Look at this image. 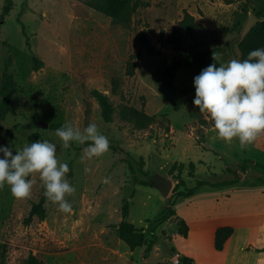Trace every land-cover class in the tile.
<instances>
[{
	"label": "rangeland",
	"instance_id": "rangeland-1",
	"mask_svg": "<svg viewBox=\"0 0 264 264\" xmlns=\"http://www.w3.org/2000/svg\"><path fill=\"white\" fill-rule=\"evenodd\" d=\"M263 1L136 0L131 19L121 21L87 0H13L7 14L6 0H0V88L6 72L16 83L12 109L0 121V146L15 155L38 139L56 144L57 159L68 164L66 175L76 188L66 197L73 214L47 202L46 218L30 224L25 218L32 203L44 195L38 175L29 177L35 183L28 199L13 198L8 186L0 190V261L6 250L7 264H25L31 253L48 264H176L177 256L179 264H185L184 256L198 263L194 254L205 247L180 233L177 216L189 225L205 223L207 215L215 219L231 209L227 195L241 217L263 224L264 134L245 150L238 141L213 139L211 125L193 103L194 78L207 64L176 70L171 89L163 84L180 50L218 45L221 63L240 60L243 28ZM187 12L198 28L194 34L184 31L178 50L167 37ZM130 60L136 62L133 73ZM94 89L114 103L112 122L102 117ZM133 110L151 119L138 120ZM41 121L50 124L43 127ZM65 122L81 129L97 124L110 141L109 151L82 162L87 144L62 149L51 124ZM238 172L237 185L215 184ZM179 177L189 187L199 179L209 183L176 197ZM125 204L130 206L126 219L156 241L148 257L146 245L131 248L119 236Z\"/></svg>",
	"mask_w": 264,
	"mask_h": 264
},
{
	"label": "clouds",
	"instance_id": "clouds-1",
	"mask_svg": "<svg viewBox=\"0 0 264 264\" xmlns=\"http://www.w3.org/2000/svg\"><path fill=\"white\" fill-rule=\"evenodd\" d=\"M213 60L194 78L193 103L211 125L213 139L227 144L238 141L240 149L245 150L264 134V48L251 51L242 61L232 59L217 66L219 56L215 53ZM55 136L62 149L70 148L73 142L87 144L82 149V162L101 157L110 148L109 139L95 123L81 129L65 122ZM0 153V190L8 186L13 198L28 199L35 183L29 177L38 175L46 201L63 214H73L66 197L73 196L76 188L67 178L68 164L57 159L56 144L38 139L17 149L15 155L7 146H0Z\"/></svg>",
	"mask_w": 264,
	"mask_h": 264
},
{
	"label": "trees",
	"instance_id": "trees-1",
	"mask_svg": "<svg viewBox=\"0 0 264 264\" xmlns=\"http://www.w3.org/2000/svg\"><path fill=\"white\" fill-rule=\"evenodd\" d=\"M87 4L92 8L100 11L101 13L112 17L115 20L121 21H129L132 17V14L136 8V0H87ZM13 6V0H6V5L4 6V14L10 12ZM255 14L258 18L264 16V1L260 5V7L255 11ZM198 28V23L195 20L194 15L187 12L184 18L180 21L179 26L173 30L171 34L167 37V40L173 43L176 49L180 50L182 47V38L184 36V31L189 34H194L196 29ZM23 31L25 33V25L23 24ZM239 49H240V60L247 59L248 54L258 48H264V20H259L251 30L246 34H241L239 39ZM152 49V47H149ZM222 50L221 46H214L208 49H189L187 51L180 50L177 54L174 55V63L175 67L170 68L166 74L163 84L166 88L171 89L174 87L175 82V72L180 68H187L198 66L202 64L210 65L214 63L213 54H219ZM37 62L38 59H36ZM221 61H218V65ZM136 68V62L133 60L129 61V70L130 72H134ZM16 89V83L14 77L11 73L6 72L4 75V82L0 88V121L3 120L6 114L12 109L11 98L13 92ZM92 94L98 100L101 106V114L106 122H112L114 119L115 107L114 103L110 99V97L99 89L92 90ZM133 117H137L138 120H149L151 117L145 114L142 111L133 110ZM62 125L60 123H52L51 127L53 129H58ZM1 128V126H0ZM252 160V159H251ZM142 161V160H141ZM143 162V161H142ZM130 169L134 172V166L131 161L128 162ZM183 164L180 165V170H182ZM191 166H194V163H191ZM245 165L243 169H245ZM195 170V167H194ZM245 171V170H244ZM191 172L194 173L192 170ZM245 174V173H243ZM242 179L241 174L236 173L235 178L230 180H223L220 182H216L215 184H232L237 183ZM145 185H151L148 181H142ZM209 183V181L204 179H199L196 182L195 186L189 187L186 185L185 180L179 177V180L174 186V192H176V197L182 195H192L200 186ZM181 186H184L183 189H180ZM46 198L44 195L37 201H33L32 207L28 216L25 218L26 224H30L35 217L39 219H45L47 216L46 210ZM130 206L129 204H125L123 206V220L120 222L118 227V232L121 240L126 242L131 248H136L139 246L146 245L145 249V257H148L152 252L156 241L154 239H148L147 234L144 229H141L136 226V224L128 221L126 218L129 215ZM177 224L179 227L180 233L187 236L189 234V224L180 216H177ZM234 227L231 225H224L218 227L216 230L215 236V247L218 250H222L225 246L227 239L233 234ZM258 251H263L264 247H257ZM185 264H197L195 259L190 256H184L183 258ZM0 264H7V251L4 250L2 253ZM25 264H48L41 260L37 255L31 253L29 257L26 259Z\"/></svg>",
	"mask_w": 264,
	"mask_h": 264
},
{
	"label": "crops",
	"instance_id": "crops-1",
	"mask_svg": "<svg viewBox=\"0 0 264 264\" xmlns=\"http://www.w3.org/2000/svg\"><path fill=\"white\" fill-rule=\"evenodd\" d=\"M237 185V183L235 184ZM227 201L231 204V209L225 213H219L213 219L207 215L205 223H194L189 226V236L191 234L203 252H197L195 255L198 263L203 264H264V251H258L257 247L264 246V223L258 224L254 219L248 221L241 214L235 211L233 204L234 198L230 195ZM213 219V221H211ZM231 225L234 227L233 234L227 239L222 250L215 249L216 230L220 226ZM196 232V236L192 233ZM257 241L256 244H251V249L247 250L249 243Z\"/></svg>",
	"mask_w": 264,
	"mask_h": 264
},
{
	"label": "water",
	"instance_id": "water-1",
	"mask_svg": "<svg viewBox=\"0 0 264 264\" xmlns=\"http://www.w3.org/2000/svg\"><path fill=\"white\" fill-rule=\"evenodd\" d=\"M259 18L258 16L255 14V13H252L249 17V19L247 20L244 28H243V31H242V34L243 35H246L250 30L251 28L258 22ZM176 64L173 62L169 67H168V70L172 67H175ZM49 122H44V121H41L40 122V125L43 126V127H48L49 126Z\"/></svg>",
	"mask_w": 264,
	"mask_h": 264
},
{
	"label": "built area",
	"instance_id": "built-area-1",
	"mask_svg": "<svg viewBox=\"0 0 264 264\" xmlns=\"http://www.w3.org/2000/svg\"><path fill=\"white\" fill-rule=\"evenodd\" d=\"M174 262H175L176 264L181 263V259H180V257H179V256L175 257Z\"/></svg>",
	"mask_w": 264,
	"mask_h": 264
},
{
	"label": "bare ground",
	"instance_id": "bare-ground-1",
	"mask_svg": "<svg viewBox=\"0 0 264 264\" xmlns=\"http://www.w3.org/2000/svg\"><path fill=\"white\" fill-rule=\"evenodd\" d=\"M125 255V254H124Z\"/></svg>",
	"mask_w": 264,
	"mask_h": 264
}]
</instances>
